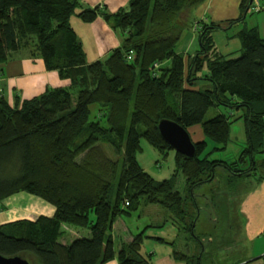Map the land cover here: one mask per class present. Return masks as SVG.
<instances>
[{
	"label": "trees",
	"instance_id": "16d2710c",
	"mask_svg": "<svg viewBox=\"0 0 264 264\" xmlns=\"http://www.w3.org/2000/svg\"><path fill=\"white\" fill-rule=\"evenodd\" d=\"M204 1L129 0L126 9L112 14L78 0H0V65L27 50L70 81L30 99L15 97L13 105L0 94V202L26 192L55 208L52 217L1 225L0 255L28 253L38 264H103L114 258L119 264H152L150 255L141 254L143 232L117 252L110 235L115 219L141 204L161 205L202 241L194 232L201 214L194 188L212 181L216 167L235 178L250 176L257 170L255 154L264 152V37L257 28L242 29L233 35L241 45L238 57L218 52L214 31H227L244 17L192 24L190 11ZM252 4L241 0L243 15ZM72 15L86 23L101 16L120 35V46L87 62ZM188 28L199 49L186 66L176 47ZM204 68L207 74L201 75ZM200 81L210 86L195 88ZM214 106L241 113L206 119ZM161 119L185 129L201 125L204 139L195 142L192 157L163 140ZM239 119L246 146L238 158L209 159L211 152L225 150L231 124ZM206 138L215 144L208 152ZM141 139L163 154L174 151L173 177L155 180L141 167ZM178 173L185 179L184 196L175 187ZM62 225L88 228L90 236L62 244ZM200 250L199 255L196 247L186 253L174 249L173 256L202 264L204 246Z\"/></svg>",
	"mask_w": 264,
	"mask_h": 264
},
{
	"label": "crops",
	"instance_id": "0c3cea01",
	"mask_svg": "<svg viewBox=\"0 0 264 264\" xmlns=\"http://www.w3.org/2000/svg\"><path fill=\"white\" fill-rule=\"evenodd\" d=\"M78 1L84 7L98 6L100 9H105L107 12L113 14L120 9H126L128 7L129 0ZM240 2L241 0H206L195 6L190 11V20L192 21V24H197L198 21L202 20L206 22L223 23L230 20H236L240 16H243V21L241 20L229 28L242 27L234 34L242 29L250 28H257L259 31V27H263L264 25V18L261 17L251 21L252 23L249 27L245 26L247 14H251L252 12L248 11V13L243 15ZM69 22L82 45L87 62L102 60L106 58L113 49L120 46V35H118V33L112 29L111 25L101 16H98L92 22L86 23L76 15H72ZM261 36L264 37V35ZM183 39H185L184 44L181 46L180 51H177L176 49V52L183 56L184 62L187 66L190 56H193L199 49V40L196 33L192 30L191 34H185ZM181 42L182 41L180 40L179 43ZM215 48L217 49L216 46ZM203 82L204 81H200L198 83L199 87L203 86ZM69 85L70 81L68 79H61L55 70H47L43 60L37 56L32 57L27 50H20L13 53L12 57L6 63L0 65V94L10 105H13L15 97L22 101L40 95L47 87H67ZM230 113L237 116L241 113V111L233 112L230 110ZM202 139H204L203 132L199 138H197V141ZM230 140L231 139H229V142ZM244 140L246 144V135ZM257 155L260 156L257 157ZM254 159L256 161L257 170L253 171V174L250 176L257 175L256 179L260 184L250 192H246L240 203V211L245 219V239L248 241L249 246L246 256L238 263H246L255 260V262H253L254 264H264V152L255 154ZM214 204L213 200L211 203L207 202L206 206L211 210H215L218 205L215 204L214 206ZM54 212L55 208L46 201L26 192H18L4 198L0 202V226L24 219L33 221L39 216L52 217ZM119 222L122 221L118 216L113 223L112 230L110 231L111 239L116 252L120 250L122 243L131 240V238L136 235H133L130 231L126 236L116 234L115 227ZM154 225L159 227L160 224ZM61 228L64 231V228L66 227L65 225H62ZM123 230L126 231L127 228L124 226ZM172 235H174L176 239L179 236L177 232ZM169 237L170 236L160 234H155L153 236L150 235L149 238H152L153 242L152 249L149 252H145L146 255H144L142 253L141 246V254L146 257L150 255V261L152 264H185L183 261L174 259L173 252L175 249V238L169 239ZM159 239H162L163 242ZM60 242L62 244H67L64 241ZM188 251H192V249L188 246H185V248L181 250L182 253H186ZM103 264H119V262L116 258H114Z\"/></svg>",
	"mask_w": 264,
	"mask_h": 264
},
{
	"label": "rangeland",
	"instance_id": "374dc122",
	"mask_svg": "<svg viewBox=\"0 0 264 264\" xmlns=\"http://www.w3.org/2000/svg\"><path fill=\"white\" fill-rule=\"evenodd\" d=\"M259 2L264 7V0H259ZM261 17L264 18V8L259 13L252 12L247 14L245 26H251V21ZM240 28L242 27H232L226 32L214 31L213 37L217 50L222 54L230 53V57H238L241 53V45L239 40L232 35ZM259 31L261 35H264V25L259 27ZM185 34L190 35L191 28L184 31L183 37ZM183 37L181 39L182 42L177 44V51H180L181 46L185 42ZM205 74H207V70L203 69L201 75ZM209 86L210 84L204 81L201 88L204 89ZM194 87L198 88L199 85L196 84ZM229 112L230 110L225 107L214 106L207 111L205 118H212L218 113L229 115ZM102 124L104 125L105 122L102 121ZM187 131L195 143L202 133L201 125L190 126ZM244 137L243 120L240 119L233 122L231 124V140L227 148L211 152L209 159H219L228 163L235 161L239 156L240 150L246 145ZM206 142L205 152H208L213 149L215 144L207 138ZM140 145L142 149L137 152L136 158L149 175L155 180L168 179L174 176V151L169 150L166 151V154H163L152 147L145 139H141ZM256 177L257 175L235 178L223 167H216L215 177L212 181L205 182L194 188L191 196H195L198 206L201 208V214L194 228L195 234L202 238L200 243L195 241L192 233L181 228L179 221L175 219L172 212L159 204H141L137 210L131 211L130 214L120 215L119 218L122 222L116 224L115 233L126 236L129 231L133 235L143 231L142 253L146 255L145 252H149L152 249L153 242L152 238H149L150 235L160 234L170 236L169 239H173L175 237L172 234L177 232L179 236L174 239L176 251L181 252L185 246H188L193 252L194 247H196L200 255L201 246H204L205 253L202 258V264H239L238 262L246 256L249 246L248 241L245 239V219L240 211V203L246 192H250L260 184ZM175 180L176 189L184 196L186 194L184 176L178 173L175 176ZM213 200L218 205L215 210H211L206 206L207 202L211 203ZM154 224L160 225L157 227ZM124 226L127 228L126 231L123 230ZM65 227L60 241H64L67 244L75 238L90 236L88 228L74 225H65ZM22 256L30 264H38L35 256L28 253L22 254Z\"/></svg>",
	"mask_w": 264,
	"mask_h": 264
},
{
	"label": "water",
	"instance_id": "95a60500",
	"mask_svg": "<svg viewBox=\"0 0 264 264\" xmlns=\"http://www.w3.org/2000/svg\"><path fill=\"white\" fill-rule=\"evenodd\" d=\"M157 127L163 140L175 152L186 157H192L195 154V143L190 138L187 129L169 119H161ZM0 264H29V262L20 255L9 257L0 255Z\"/></svg>",
	"mask_w": 264,
	"mask_h": 264
},
{
	"label": "built area",
	"instance_id": "2783aa9c",
	"mask_svg": "<svg viewBox=\"0 0 264 264\" xmlns=\"http://www.w3.org/2000/svg\"><path fill=\"white\" fill-rule=\"evenodd\" d=\"M262 8H263V5L260 4L259 0H253V4L251 5L249 10L252 12H258V11L262 10ZM128 58H130V57H128Z\"/></svg>",
	"mask_w": 264,
	"mask_h": 264
}]
</instances>
